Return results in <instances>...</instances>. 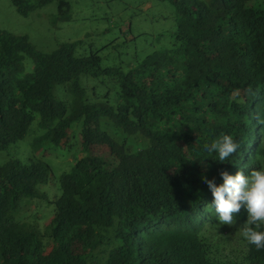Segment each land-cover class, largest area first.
Wrapping results in <instances>:
<instances>
[{
  "label": "trees",
  "instance_id": "trees-1",
  "mask_svg": "<svg viewBox=\"0 0 264 264\" xmlns=\"http://www.w3.org/2000/svg\"><path fill=\"white\" fill-rule=\"evenodd\" d=\"M11 1L94 30L52 52L0 30V264H264L246 209L220 224L202 179L264 169V0H92L168 3L162 34L87 0ZM225 134L241 147L219 161L205 146Z\"/></svg>",
  "mask_w": 264,
  "mask_h": 264
},
{
  "label": "rangeland",
  "instance_id": "rangeland-1",
  "mask_svg": "<svg viewBox=\"0 0 264 264\" xmlns=\"http://www.w3.org/2000/svg\"><path fill=\"white\" fill-rule=\"evenodd\" d=\"M92 5V6H90ZM55 3L48 4L28 17L20 15L11 0H0V30L9 33L25 36L38 49L44 52L54 51L58 44L63 41H74L81 39L90 29L93 31L91 22H75L76 24H66L60 28L61 21L55 19ZM87 16H100L110 14L113 18L119 19V15H126L124 19L134 18V29L137 33L162 34L167 33L172 24L169 20L155 21L152 18L162 12L171 11L168 3L157 2L151 10L143 11L140 18L134 17L136 14L125 10L121 5L112 7L114 14L108 12L105 7L95 4L92 0L86 2ZM104 28V27H103ZM108 38V36H105ZM102 38L101 40H105ZM6 155L0 152V162H4ZM73 158L71 155L64 157L61 153L54 152L49 158V162L58 174L67 172L72 167Z\"/></svg>",
  "mask_w": 264,
  "mask_h": 264
},
{
  "label": "clouds",
  "instance_id": "clouds-1",
  "mask_svg": "<svg viewBox=\"0 0 264 264\" xmlns=\"http://www.w3.org/2000/svg\"><path fill=\"white\" fill-rule=\"evenodd\" d=\"M247 92L257 96L259 89L254 92L249 87ZM234 94L238 95L239 89ZM256 119L260 125H264V118L259 114ZM240 147V143L236 142L232 136L225 134L214 140L210 146L206 145L205 150L218 153L219 161H224L235 154ZM220 176L223 180L220 186H217L214 180L202 177L214 197L212 207L214 206L219 223L235 225L236 217L241 209H246L248 214L246 225L248 226L243 228V235L257 250H264V231L259 230L261 226H264V169L252 170L247 177L243 172L231 175L227 171H222Z\"/></svg>",
  "mask_w": 264,
  "mask_h": 264
}]
</instances>
